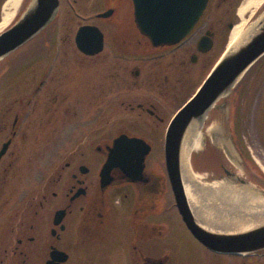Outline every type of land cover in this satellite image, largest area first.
<instances>
[{
    "label": "flooded vegetation",
    "instance_id": "obj_1",
    "mask_svg": "<svg viewBox=\"0 0 264 264\" xmlns=\"http://www.w3.org/2000/svg\"><path fill=\"white\" fill-rule=\"evenodd\" d=\"M5 1L0 0V20ZM68 1L77 13L71 0ZM102 1L104 7L78 23V27H99L103 32V48L96 54H85L73 39L80 55L92 58L104 50L108 39L100 23L110 30L128 29L135 34L131 39L110 40L115 73L109 78L111 86L107 85L106 75L99 78L101 100L96 104L105 110L108 88L117 91L122 83L124 48L135 54V69L131 72L135 75V89H140L144 84L143 69L153 67L146 56L170 53L178 56L174 64L181 68L187 61L204 63L224 34L215 27V21L203 22L205 12L214 7L222 13H234L243 0H208L202 16L185 38L177 44L161 46H153L140 33L132 0ZM109 10L110 14L100 16ZM263 10L264 3L258 12ZM59 13L60 6L51 24H55ZM232 23L229 18L224 27L229 29ZM201 39L210 43L207 50H203L204 44L199 48ZM27 43L0 59L4 67L0 69V152L4 148L0 154V264H181L173 245L176 234L170 224L172 212L177 213L190 237L203 248V255L197 256L200 262L195 264H264V248L253 252L211 250L187 229L175 204L164 151L162 164L157 157L148 161L153 152L152 142L162 139L164 143L165 134L161 137L151 123L164 120L160 103L138 91L132 101L126 102L127 109H135V126L140 116L147 117L142 118L148 122L147 133L118 127L109 134L107 123L95 117L93 124L92 118L83 117L65 122L61 113L70 110L78 113L75 110L78 102L72 96L74 87L60 84L57 44H46L44 54H19ZM146 72L147 81L152 83L155 73ZM155 83L160 87L164 82ZM70 97L72 101H67ZM120 103L124 105L125 101ZM88 105L91 110L92 103ZM212 111L206 123L221 120L224 132L218 131V127L211 128L206 134L208 140L202 135L200 147L191 153V164L201 178L199 183L209 186L206 196L212 195L211 185L224 181L232 188L253 184L263 191L264 174L253 164L248 165L246 156L254 160L255 157L245 135L239 131L242 126L247 131L253 128L264 148V55ZM69 123L72 128L68 127L63 134ZM82 131L83 135L78 133ZM121 135L140 137L150 145L143 171L136 179L121 166L103 171L110 148ZM214 137L220 138V142L215 143ZM224 141L238 154L239 169L228 157ZM261 151L264 156V150ZM208 206L211 212L217 209ZM219 206L223 218L237 208L223 197Z\"/></svg>",
    "mask_w": 264,
    "mask_h": 264
},
{
    "label": "water",
    "instance_id": "obj_2",
    "mask_svg": "<svg viewBox=\"0 0 264 264\" xmlns=\"http://www.w3.org/2000/svg\"><path fill=\"white\" fill-rule=\"evenodd\" d=\"M207 1L132 0L134 20L140 33L153 46L176 44L190 33ZM58 6L59 0H30L16 21L0 33V59L46 27L57 14ZM110 12L111 10L103 12L100 16H106ZM149 19H165L169 24L161 32H154L147 27ZM249 25L253 28L248 37L236 48L224 50L195 93L176 111L166 128L164 138L165 167L183 222L203 245L222 252H253L263 249L264 220L248 229L237 231L209 228L198 221L188 200V188L191 184L186 187L185 178L183 179L181 154L190 129L196 127V131H200L209 110L232 90L246 70L264 54V12ZM75 42L82 52L95 54L103 47V34L96 26L84 25L77 30ZM200 44L205 45L203 50L210 47V43L204 39L199 41V48ZM193 138L189 143H192ZM3 151L4 148L0 154ZM149 151L150 145L144 139L121 135L114 140L103 171L109 172L111 168L121 166L127 174L135 175L136 179L143 171L145 156ZM226 221L229 222V219Z\"/></svg>",
    "mask_w": 264,
    "mask_h": 264
},
{
    "label": "rangeland",
    "instance_id": "obj_3",
    "mask_svg": "<svg viewBox=\"0 0 264 264\" xmlns=\"http://www.w3.org/2000/svg\"><path fill=\"white\" fill-rule=\"evenodd\" d=\"M29 0H25L22 7L27 4ZM73 3L77 13L69 4L68 0H60V13L55 22V24L49 25L47 28L42 30L39 34H37L34 39L26 44V48L19 52V54L25 55H35V54H44L45 46L48 43H55L58 47V56H59V64L57 69H59L60 84L69 85L74 87L73 97L75 98V103H80V105H76V111L78 113H73L74 110H70V113L65 112V114L61 113L60 118L63 117L65 122H70L73 119H77L80 117L83 118H92L93 117L97 121L100 119L103 122H106L108 125V132L111 134L118 127L128 128L130 131L138 133L145 132V125L148 123L145 119L147 118L145 115L139 117V121L135 126V109L130 110L127 109V101H132L135 98V91H138L141 96L149 95V97L154 100L156 103H160L159 110L161 114L164 116V120L162 122H151L153 126H155L156 131L162 134H165V129L167 124L177 108L194 92L195 88L202 83V80L214 61L218 58L220 53L226 47L229 41L230 31L231 29H227L224 27L225 22L230 18L234 24L238 23L239 16L237 15V9L244 2V0L239 3L238 8L235 9L233 13H222L221 10H216L214 7L209 8L203 17V22L206 21H215V27H219L222 30L223 37L220 38V42H218L217 46L207 57V60H204V63L199 64H190L187 61V64L181 68L178 65L174 64V61L177 60V57H173L170 53L161 54V55H149L146 56L147 63L153 65V67H146L143 70L145 71V75L141 76V80L144 82L140 89H135V75L131 72L135 69V54L133 51L127 50L124 48L123 50V62H122V83L120 87L114 89L113 87L108 88L107 95V105L106 109H100L97 103L100 102V93L99 88V78L106 75L108 79L107 85H110V76L111 73L114 74L115 70L112 69L113 58L110 56L112 50L110 45V40L113 38H132L135 37V34L131 30L128 29H118V30H110L108 26L103 23L99 25L103 28L107 33V45L104 50L99 54V56L92 58H85L80 55L77 49L74 46V34L78 27V23H82L92 15V13L101 10L104 7L102 0H78ZM258 8H256L252 15H250V21L257 15ZM249 21V23H250ZM171 60L173 61L171 64ZM72 61H74V65H72ZM153 63V64H152ZM0 65V69H4ZM73 69H72V67ZM74 71V72H73ZM146 71H152L155 74L152 83L147 81ZM68 72V73H67ZM165 74H167V80H165ZM63 76V77H62ZM146 78V82H145ZM164 82L160 87L156 81ZM244 86V84L242 85ZM82 91V92H81ZM81 92V93H79ZM72 97H70L67 101H72ZM91 98V100L89 99ZM125 101L124 105L120 102ZM88 102L92 103L91 110L88 107ZM81 106L85 108H81ZM99 108V109H98ZM98 109V110H96ZM106 111V113H105ZM212 109L207 114L204 119V126L202 125L201 131H199L200 140L205 137L208 140V131L211 128L218 127V131H223V123L220 120L211 121L208 123L206 121L210 118L212 114ZM82 119V118H80ZM157 124V126H156ZM60 127H62V120L60 121ZM68 127L71 129L72 126L70 123L65 127V130L62 132L66 134V130ZM72 132V131H71ZM224 132V131H223ZM241 134L245 135L246 144H250L251 151L255 157V160L251 156H246L248 165L253 164L257 169L260 170L262 174V168L264 167V156L261 150H264L259 141H257L259 133L257 131L246 130L243 126L240 127ZM251 132V133H250ZM83 135L84 131L78 132ZM248 133H250L248 135ZM203 135V137H202ZM196 141V146L193 148L198 149L200 147L201 141ZM152 142V141H151ZM153 144V152L148 158V161H152L153 158H159V164H162L163 161V142L161 140H154ZM244 150L243 155H245V147H242ZM192 151V152H193ZM259 165V166H258ZM170 224L173 226V229L176 234L175 243V251L179 256V263L181 264H190V263H198L200 262L199 257L203 255V248L199 245L194 239H192L186 230V228L180 223L178 215L176 212H172L170 214ZM200 255V256H199ZM199 256V257H197Z\"/></svg>",
    "mask_w": 264,
    "mask_h": 264
},
{
    "label": "bare ground",
    "instance_id": "obj_4",
    "mask_svg": "<svg viewBox=\"0 0 264 264\" xmlns=\"http://www.w3.org/2000/svg\"><path fill=\"white\" fill-rule=\"evenodd\" d=\"M21 1L22 0H7L5 2L3 6V15L0 20V30L14 18L20 7ZM263 1L264 0H244V2L241 3L237 9V15L239 16L240 21L236 23L230 31L229 41L226 46L227 48H236L248 37L251 33V29L253 28V26H251L253 23L249 25L250 15L253 14L254 10ZM214 133L218 134L217 130H215ZM199 135L200 133L196 131V127L190 129L183 143L181 154V166L184 173L183 179L185 178L186 187L191 184L190 188H188V200L194 215L197 217V220L203 222L209 228L222 229L225 231L245 230L263 221L264 193L254 185L248 184L232 188L226 186L225 181L224 183L216 182L211 185L212 188H209L212 195L206 196L205 192L209 186L203 182L199 183L201 181L200 176L195 177L192 174V172H194V168L191 164L190 158V150L193 146H196V141L199 140ZM192 138V143H189ZM220 140L221 139L218 137L213 138L215 143H219ZM224 143L228 157L239 169L240 159L238 154L235 152L233 146H230L227 141H224ZM262 170V172H264V167H262ZM185 190L187 191V188ZM220 197L225 199L228 198L231 203L236 204L237 208L233 210L232 214L229 217L225 216L226 219H229V222H227L226 219L224 220L222 217L224 215L221 211H219ZM208 204L217 208L215 212L210 211Z\"/></svg>",
    "mask_w": 264,
    "mask_h": 264
},
{
    "label": "snow or ice",
    "instance_id": "obj_5",
    "mask_svg": "<svg viewBox=\"0 0 264 264\" xmlns=\"http://www.w3.org/2000/svg\"><path fill=\"white\" fill-rule=\"evenodd\" d=\"M168 24L169 21L165 19H149L147 21V27L154 32H161Z\"/></svg>",
    "mask_w": 264,
    "mask_h": 264
}]
</instances>
